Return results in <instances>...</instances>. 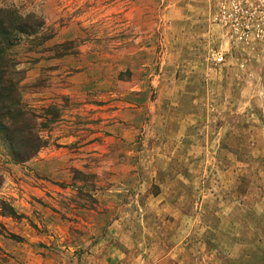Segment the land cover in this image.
<instances>
[{"label":"rangeland","instance_id":"obj_1","mask_svg":"<svg viewBox=\"0 0 264 264\" xmlns=\"http://www.w3.org/2000/svg\"><path fill=\"white\" fill-rule=\"evenodd\" d=\"M220 4L0 0L1 8L41 23L39 33L22 37L10 54L23 104L39 115L48 141L19 164L0 136V264H156V250L169 245L173 230L185 228L190 254L182 263L215 264L206 240L207 228L215 232V176H208V192L203 182L186 194L172 191L186 179L167 177L165 150L153 140L164 137L169 79L183 74L188 61L203 59L218 73L225 63L214 64L212 52L246 64L263 52L264 36L230 40ZM155 147L162 148L157 161ZM161 191L170 202L182 196L188 224H169L167 211L156 224L134 225ZM196 217L203 221V253ZM127 221L128 247L119 249L117 222ZM155 232L170 233L159 239ZM147 249L154 250L151 257Z\"/></svg>","mask_w":264,"mask_h":264},{"label":"crops","instance_id":"obj_2","mask_svg":"<svg viewBox=\"0 0 264 264\" xmlns=\"http://www.w3.org/2000/svg\"><path fill=\"white\" fill-rule=\"evenodd\" d=\"M262 48V54L259 57L253 55L247 64L226 59L218 73L206 68L203 59L188 61L183 74L169 79L167 97L170 101L165 108L168 119L163 121L164 137L161 140L155 136L156 140H153L154 146H162L165 150L163 162L167 165V177L186 179L182 183H173L172 191L186 194L192 190L191 186L203 182V190L208 192V176H215V232L211 234V228H207L210 235L206 237L211 250L215 251V264H264ZM161 153V147L154 148L155 161L162 158ZM163 173H159L161 177ZM165 187L163 184L162 189ZM162 191L158 197H150L145 208L148 213L133 218L134 225L156 224L167 218V211L172 216L169 224L180 229L188 224L182 196L179 195L178 200L172 196L170 202L167 197H162L166 193L163 191L162 194ZM161 198H166L165 204H160L163 203ZM154 213L158 214L154 216ZM194 220L199 225L196 239L199 238L203 253V221L198 217ZM127 224L129 221L117 222V238L122 245L119 249L128 247L124 245L129 234ZM131 233L134 234L133 230ZM155 233L161 239L170 232ZM188 237L186 228L179 233L173 230L167 238L169 245L156 250L160 251L156 264H183V258L190 254L184 243L190 240ZM153 251L147 249L146 256L151 257Z\"/></svg>","mask_w":264,"mask_h":264},{"label":"trees","instance_id":"obj_3","mask_svg":"<svg viewBox=\"0 0 264 264\" xmlns=\"http://www.w3.org/2000/svg\"><path fill=\"white\" fill-rule=\"evenodd\" d=\"M40 26L34 15L22 16L13 8L0 7V136L9 144L13 161L19 164L29 161L48 141L42 135L39 115L23 104L14 79L17 64L10 50L22 37L36 36Z\"/></svg>","mask_w":264,"mask_h":264},{"label":"built area","instance_id":"obj_4","mask_svg":"<svg viewBox=\"0 0 264 264\" xmlns=\"http://www.w3.org/2000/svg\"><path fill=\"white\" fill-rule=\"evenodd\" d=\"M220 1L219 21L230 29L231 41L248 43L252 37L264 36V0ZM211 58L216 65L225 63V55L220 52H212Z\"/></svg>","mask_w":264,"mask_h":264}]
</instances>
